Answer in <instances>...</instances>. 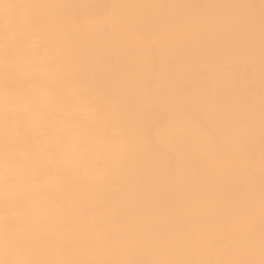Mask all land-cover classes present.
I'll return each mask as SVG.
<instances>
[{
	"label": "bare ground",
	"instance_id": "bare-ground-1",
	"mask_svg": "<svg viewBox=\"0 0 264 264\" xmlns=\"http://www.w3.org/2000/svg\"><path fill=\"white\" fill-rule=\"evenodd\" d=\"M16 2L0 261L258 260L260 0Z\"/></svg>",
	"mask_w": 264,
	"mask_h": 264
},
{
	"label": "snow or ice",
	"instance_id": "snow-or-ice-1",
	"mask_svg": "<svg viewBox=\"0 0 264 264\" xmlns=\"http://www.w3.org/2000/svg\"><path fill=\"white\" fill-rule=\"evenodd\" d=\"M260 6L262 10L261 20V194H260V213H261V231H260V258H248V259H226V260H156L147 262V264H264V0H260ZM0 7L4 8L6 12L11 13L14 9L20 8H39L47 7L46 5L39 4H25L16 2V0H0ZM24 20L20 17L7 14L4 17V28L5 31L14 24H23ZM29 39V33L26 30H22L16 33L13 43L18 46L26 45ZM24 59L28 60L27 49H25ZM0 57L3 58L4 66V80H5V91L7 99L3 112H0V127L4 129V166L6 169V180L10 181L11 177L8 176V170L11 168L14 162V155L12 145L18 139L20 130L27 125H30V120L25 114L19 113L10 97L13 94V89L9 87L8 82L14 77L17 57L13 55L12 45L8 42V37L5 35V42L0 47ZM27 102V98H26ZM35 111V109H33ZM12 130H16L17 137L10 135ZM147 131V130H146ZM5 200L9 195V189L5 186L3 192ZM5 246L8 247L14 243L11 239L9 229L5 228ZM0 264H144V262H134L129 260H76V261H32V260H7L0 261Z\"/></svg>",
	"mask_w": 264,
	"mask_h": 264
}]
</instances>
